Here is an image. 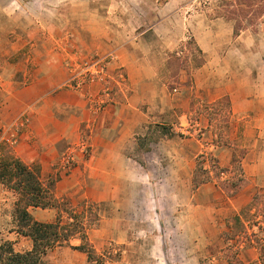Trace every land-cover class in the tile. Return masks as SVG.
Masks as SVG:
<instances>
[{
  "label": "rangeland",
  "instance_id": "1",
  "mask_svg": "<svg viewBox=\"0 0 264 264\" xmlns=\"http://www.w3.org/2000/svg\"><path fill=\"white\" fill-rule=\"evenodd\" d=\"M226 4V0H0V142H7L39 173L48 191V207H27L32 219L64 226L61 242L41 264H264V181L252 186V179L246 178L244 127L236 128L239 119L232 116L230 96L222 93L212 100L214 87L231 75L246 82L264 78V11L240 12L229 19ZM163 41L171 44L170 50L165 51ZM207 43L215 45V51L204 52ZM126 50L159 64L157 79L164 80L171 93L190 98L189 124L183 125L188 130L172 125L184 120L186 109L179 107L167 126L147 122L140 137L145 151L162 135L176 137L181 146L187 142L188 149L192 143L193 178L187 185L177 181V225L166 213L168 197L159 202V219L144 171L130 183L107 181L92 172L95 119L105 107L126 101L132 93L125 67L116 66ZM42 70L49 73L50 99L34 104V109L46 116L55 111V97L80 90L91 109L90 119L87 115L81 122L76 118L79 109L59 111V117L78 131L44 148L40 124L35 120L33 125L37 113L25 100L40 91L42 83L27 90ZM32 127L38 132V151L27 147ZM47 127L50 142H55L53 132L59 127L53 121ZM151 170L154 175L153 166ZM209 176L210 181L202 182ZM25 205L20 191L0 182V247L11 242L17 252L33 248L19 217ZM189 208L191 212L185 213ZM187 215L191 223L185 227L181 222Z\"/></svg>",
  "mask_w": 264,
  "mask_h": 264
},
{
  "label": "crops",
  "instance_id": "2",
  "mask_svg": "<svg viewBox=\"0 0 264 264\" xmlns=\"http://www.w3.org/2000/svg\"><path fill=\"white\" fill-rule=\"evenodd\" d=\"M163 42L162 47L165 48V51L170 50L171 44L166 41ZM202 48L204 52L208 53L216 49L215 45L210 43L203 45ZM218 49L220 50L219 45ZM116 66L125 67L132 93L127 96L126 101L105 107L95 119L91 135L93 139L91 145L94 151V159L91 162L92 172L104 175L107 181L121 179L130 183L135 179H140L136 176L144 171L146 180L151 185V193L149 194L157 203L156 214L159 219L162 212L161 199L168 197L170 208L169 212L166 213H169L177 225L179 221L177 216L179 210L178 197L180 194L177 181L178 179L185 180L187 182L185 185H187L188 181L193 178L194 153L192 143L190 144L191 148L188 149L187 142H185V146H181V142L176 137L162 135L157 141L151 142L150 149L145 151L140 147V137L144 135L143 131L147 122L167 126V119L171 120L172 117L178 115L177 109L179 107L186 109L181 115L184 120L180 125L175 123L172 125L177 129L188 130L183 128V125L189 124L190 98L179 97L178 94L171 93L167 83L157 79L159 64L148 61L145 56L141 59L134 52L123 51L118 56ZM49 79V73L46 70L43 71L41 77H38L37 81L32 83L27 90L32 91L35 86H38V83H42L40 91L29 96L26 95L25 98V100H30V103L26 102L27 108H31L33 113H37L36 118L33 119V125H35V120L40 124L39 135L44 138L42 148L47 143L54 146L57 141L71 137L73 130L75 134L78 131L76 127L71 129L70 121L59 117L57 114L59 111L61 112L62 109L66 111V109L73 107L79 109L81 113L76 118L80 122L88 115L87 111L91 114L88 101L81 90L66 91L63 96L55 97L53 100L55 111H49L46 116H44V111L34 109V104L40 101L49 102ZM214 90L217 92L212 100L219 98L222 93L228 94L231 98L232 116L239 119V126L236 128L241 127V125L244 127L245 143H247L245 147L248 149L243 160L246 178L252 179V186L260 185L264 181V78L246 82L231 75L224 82H219ZM98 91L95 90V94H98ZM13 95L15 96V94ZM88 117L90 119L89 115ZM50 121L55 122V125L59 127L57 132H53L57 139L52 143L50 142L52 136L49 135L47 127V123ZM29 134L27 147L32 151H38L40 147L35 140L38 137V132L32 127ZM148 155H151L152 159L148 158ZM248 165L250 169L247 168ZM151 166L156 172L154 175ZM199 206L202 205L199 204ZM189 212H191L190 208L185 211V213ZM188 216L185 217V221L181 222L185 227L191 223ZM159 225H161L160 220Z\"/></svg>",
  "mask_w": 264,
  "mask_h": 264
},
{
  "label": "trees",
  "instance_id": "3",
  "mask_svg": "<svg viewBox=\"0 0 264 264\" xmlns=\"http://www.w3.org/2000/svg\"><path fill=\"white\" fill-rule=\"evenodd\" d=\"M226 1V5H230L227 14L225 13L229 19L237 18L240 12L247 15L248 12L255 9L259 11V14L264 11V0ZM242 4L243 6H241ZM245 15L244 17H246ZM255 18L251 19V23L254 22ZM239 27L240 23L235 26L237 32ZM239 175H242V173L240 172ZM210 180L211 176L202 182ZM0 182L9 184L12 188L20 191L23 197H25L26 205L19 210V217L24 222L23 227H27V229L23 228L22 232L26 236L31 237L34 244L31 250L25 252L15 251L11 242L3 244L0 247V263L41 264L43 256L57 243L61 242L63 237L61 230L64 229V226H61L59 222L44 223L32 219L27 207L30 205L48 207L51 204L47 199L48 191L40 181L39 173L23 162L5 141L0 142ZM236 219L239 218L236 217ZM63 239H67V237ZM73 247L86 251L84 246Z\"/></svg>",
  "mask_w": 264,
  "mask_h": 264
}]
</instances>
